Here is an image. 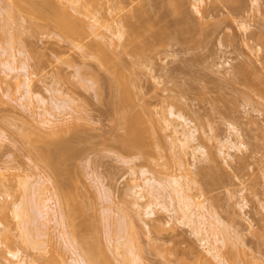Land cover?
Wrapping results in <instances>:
<instances>
[{
    "label": "rangeland",
    "instance_id": "rangeland-1",
    "mask_svg": "<svg viewBox=\"0 0 264 264\" xmlns=\"http://www.w3.org/2000/svg\"><path fill=\"white\" fill-rule=\"evenodd\" d=\"M11 1L13 0H0V48L3 49L4 46L9 51L16 52L20 58L19 66L24 65V62H26V68L20 67L18 70L10 72L9 76H6L5 70L8 69L0 65V76L6 78L3 87L9 86L7 90L10 93L8 96L4 95L3 89L0 88V95L3 92L2 101H0V131L5 134L1 139L2 141H0V168L2 167L0 169V220L9 228V236L6 235L7 231L4 230L1 238L0 264L10 263V256L7 253L9 248L22 250L23 255L36 260L37 264H69V260H71L72 253L65 247L63 238L59 237L61 236L59 232L62 227L59 226L60 228H58L54 221H48L49 217L47 215L39 217V220H37L42 223L48 222L49 226L52 227H42V229L39 223L33 222L36 215L34 214L36 204L33 203L34 205L30 204L32 206H29V203H26L29 207L28 210L31 213L33 212L30 215L27 210L28 214L30 216L34 214L33 219L29 217L33 227L30 226L32 229L31 234L35 233L36 227L39 228V232L37 230L39 235L41 231L43 233V236L41 234L42 237L39 235L37 237L38 233H35L37 240L40 241H38L40 246L37 247H35L36 243L32 247V244L23 241L22 233H19L20 228H18L17 219L11 210L12 204L15 202H20L23 199L21 202L24 203L23 196H26L27 202L28 199H32L33 191L30 182L39 178L41 173L51 178L48 185L53 189L58 184L72 193L76 191V194L73 193L75 194L73 199L76 201L74 203L79 202L84 206L80 207L82 211L79 209L81 212L77 213L74 209H71V217L74 218L75 227L68 223L69 227L65 229L72 231L73 228L80 238L87 236L86 240L89 238L88 240L91 243L101 244L105 250L107 249L106 251L109 250L108 252L111 255L107 253L112 256L111 258L114 261L116 260L115 262L120 264V257L116 258V255H113L108 239L110 235L117 234L114 232L119 228L117 230L115 228L123 221L119 226L120 229L121 227L126 228L127 222H129L128 229H125L126 235L130 236H128L129 239L133 237L130 239L132 241H129L137 246V252L145 257L147 264H198L197 261L201 259L204 253L206 254L205 247L202 245L204 243L201 241L205 232H195L196 230L194 231L190 224L186 223L187 218H184L186 221L180 219L181 211H170L161 206L160 199L163 202L164 198L167 204L169 200L171 202V198L168 197L169 200L167 199L168 194L165 195V192L164 195L159 193L163 198L160 197L159 202L156 201V204H153L154 214L147 215L145 212L147 201L156 199L153 195L149 199L151 194L148 193V190L151 188L145 186L144 183L142 184L143 179L147 176L166 178L178 175L181 173V170H179L180 157L184 159L181 158L189 167L195 160L191 154L192 152H189L192 148L187 154H181L179 147L172 144L171 129L166 127V116L171 119L174 118L173 115L169 114V108L171 101L173 99L176 101V98L194 103L195 107L199 108L205 121H203L205 123L204 127H201L204 130L201 129L203 133L201 130L198 133L206 135V153L203 156L200 152H197L199 157L196 155L198 161H195L198 164L195 163L198 166L190 169L191 171L193 168L198 171L203 170V174L190 171L191 175L199 180V184H192L194 188L190 190L191 193L195 195L198 201H204L207 206L214 208L225 222V231H228L227 235L231 237L232 242L230 241L231 243L228 244L229 247L223 246L222 251H225L223 253L229 261L233 252L235 254L234 261L238 264H247L249 260L253 261L251 264H264V96L262 97L254 92L249 95L245 94L243 90L246 87L240 83L227 81L230 74L226 73V69L232 68L231 64L234 65L242 59H247L251 63L253 62L254 66L261 67L262 64L258 61V55L260 54L257 55L255 51L253 52L252 49L244 45L243 40L240 39L243 36L246 37L244 35L246 33L238 26V22L244 21L248 30L257 29L259 20H264L262 15L264 13L262 12L264 10V0H245V3L244 0L242 2L241 0H225L230 6L242 4L239 9L242 6L243 9L239 12H243L245 9L243 13L246 15L240 14L238 10L235 11L239 13L238 15L233 13L234 10L229 13V8L232 7L223 8L224 10H222L220 7L227 6H223L224 1L220 3V0L218 3L222 5L216 7L220 10H215L217 12L222 10V12L218 13H215L216 11L212 9L213 5L216 6V1L213 4V0H208V3L205 0L204 5L202 3L201 5L197 0V3L195 0H187V2L184 0V4H186L183 8L186 7V12L191 13L188 12L189 15L186 14V18L189 16V18H194L192 20L199 21V17L200 21H213V23H221V20L225 19L226 21L228 18L226 21L228 23L222 22L224 28L221 23L223 29L219 27V32H221L216 31L218 35L213 33L210 38H203L202 44L195 48L180 51V44L173 43V45L171 42H174V40L168 39L167 41H159L153 51L151 50L149 53L148 50L149 54L140 57H137V53L132 48L134 43L126 45V39L124 38L125 43H123V40L120 41L121 38L118 39L117 35V38L114 36V38H111V32L118 29L111 30L112 27H115L113 24L119 21L116 27L121 22L120 24L124 25L126 29H130L132 25L137 26V20H165L164 22L167 21L168 25L173 26L175 19L177 20L178 17L180 18L178 20H183L179 16L182 15L183 10L181 1L172 0V2H168V0H161L160 3V0H118V2L117 0H99V21L104 24L99 26L103 32L100 33V30V34L94 31L92 35H85L83 42L89 41L88 44L92 45L91 42L95 41L92 42L95 45L99 41V44L107 45L111 52L115 50L116 53L120 52L117 54L118 56L114 55L115 52L112 53L113 56L117 57L114 60L113 56H110V62L105 64L99 61L101 57L96 56L98 53H94L86 46H79V39H71L63 33L61 28L59 30L56 21L38 16L35 13L36 7L33 6V8L31 4L29 6L32 9L27 6V9L19 10V13L15 11L14 6L11 7L19 15L16 14L17 17L15 16L13 20L9 19L10 21H8L7 14L9 12L6 11L7 8L9 9L8 6L12 5ZM39 1L41 0H35L37 4L33 2V5L37 6L42 2ZM211 1L212 3H209ZM194 2L197 5L199 4L198 7L201 6V9L196 8L197 10L200 9L201 12L204 9L203 7H207V4V8L212 6V8L210 7L213 10H211V13L207 8L204 10L208 11L202 13L204 15H206V12H208V15L215 13L217 17L212 15L210 17L213 19L210 20L211 18L206 15L203 18L204 15L201 12L196 10V13ZM229 4L224 5L229 6ZM172 5L174 6L172 7ZM175 5L178 9L176 10L178 11L177 15L179 14L177 18L175 17L176 11L173 10L176 8ZM163 9L165 10L163 11ZM71 10L74 11L70 8ZM246 11L248 12L246 13ZM168 12L171 14L169 15ZM225 12H228L229 17ZM74 13L77 14V11ZM219 13L223 14L220 16ZM235 15L238 20L234 17ZM77 16L81 15L78 14ZM182 16H185V13ZM126 18H130V22H126ZM186 18L184 19L186 20ZM229 19H231V22ZM105 24H109V26L107 27ZM4 26H7L5 30L2 29ZM88 29L92 32L90 28ZM228 32L238 35V37L236 36V40H238L235 46L227 43L226 35L229 34ZM14 33L15 36L16 33L18 34L15 38L17 41L14 39L15 42H11L10 37ZM262 39L264 40V36ZM107 48L105 49L107 50ZM2 49L0 53L4 52L5 54V50ZM130 50L132 51L130 52ZM0 56L3 57L4 55L0 54ZM118 57L121 59H118ZM116 58L120 62L126 63L125 75L128 74L127 76L131 80L127 79L128 82H131V85H126L129 88V94L130 90L132 91L129 95L130 98L127 95L128 98L126 96L123 99L121 96V99H119V91L122 89L119 86L120 82L115 80L117 75L113 78L114 70L111 71V63L116 62ZM110 66L111 68H109ZM174 67L177 69H173ZM27 73H29L30 85L34 95L33 97L28 96L31 101L27 100V96L22 97L23 89H19V83L21 79H24V74ZM15 75H17V78L13 77ZM122 79L125 80L124 77ZM50 88L55 90L53 92L59 100L53 98V92L49 91ZM58 90L60 91L59 94L57 93ZM98 90L101 93L103 92L102 95L100 93L98 94L100 96L97 95ZM37 93L48 99L47 104L38 101L35 97ZM62 93L65 95H62ZM66 95L72 100V102L70 101L71 106H69L70 102L68 101L69 107H62L64 110L55 107L56 104L54 105V103L62 100L61 97L66 99ZM116 96L118 100H115L114 97ZM123 96H125L124 89ZM29 102L30 104L32 102V106L29 105ZM64 103L66 102L64 101ZM41 104L45 105L42 106ZM142 104L148 107L145 121L147 125L144 123L146 127L148 126V130L144 131V138L142 135L145 146L143 149L137 148V151L129 150L122 144V139L128 133H126V126H128L129 120L126 122L125 114L128 110V114L131 110L132 113L142 110ZM50 105L52 106L51 109L53 108L52 116L57 117L53 119L54 123L52 124L55 125L56 123L58 128L61 127L60 130L49 125L43 126L39 122L42 118L41 113L44 112L43 115L48 116L52 114ZM60 111H62L61 114ZM188 115L191 116L189 113ZM180 121L183 122V120L176 118L175 123ZM229 121L238 126L240 133L231 129L230 125L233 123L229 125ZM61 123L62 125H60ZM192 123L195 126V123ZM62 126L66 127L67 130L64 129L65 131H63ZM68 127H70L69 130ZM55 128L59 132H54ZM230 134L231 139L244 142L246 145L241 146L240 149L228 148V153L227 149L224 148L227 154H229V151L231 154V156L226 155L227 159H225V154L219 152V141L225 137L227 138ZM67 141H70V145L72 144V150L62 151V149H59L60 146L58 148L57 145H64ZM217 144H219L218 147ZM48 149L55 152V156L57 160L60 159V162L62 160L64 162L67 158L64 163L61 162V165H59L60 169L49 165L41 156ZM142 168L148 171L145 175L141 173ZM68 169L73 170L69 171ZM164 178H162L163 181H165ZM27 180L30 184L26 183L28 185L26 188L24 182ZM137 183L147 187V191H143L147 192H145L146 196L148 195L147 197L144 198L139 193L140 190L135 187ZM155 186L158 187L157 184ZM157 187L156 189L153 187L156 193ZM161 187L164 186L161 185ZM27 189L28 191H26ZM169 190L172 191L171 186L169 188L164 187L162 191L169 193ZM172 193L175 196V193ZM24 206H26L25 203ZM37 207L42 208L38 204ZM24 208L26 210L27 207ZM177 212L180 214H176ZM139 214L140 216H138ZM28 216L26 214V217ZM194 225L197 224L194 223ZM53 226H56V228ZM218 228H221V226ZM47 229L49 234L46 231ZM113 230L114 232H112ZM223 231L218 230L220 236L223 235ZM44 233L48 235L45 236ZM239 233H241L242 238L238 237ZM34 237L35 235H32V238ZM24 240L26 239L24 238ZM232 243H234L233 248L231 247L233 246ZM108 247L110 248L108 249ZM98 257L100 256L98 255ZM98 261L100 262L101 259H98ZM100 264H104L103 258Z\"/></svg>",
    "mask_w": 264,
    "mask_h": 264
},
{
    "label": "bare ground",
    "instance_id": "bare-ground-1",
    "mask_svg": "<svg viewBox=\"0 0 264 264\" xmlns=\"http://www.w3.org/2000/svg\"><path fill=\"white\" fill-rule=\"evenodd\" d=\"M41 1H39L41 3L38 4L37 6L35 5V4H37L35 2V0L34 1H32V0H13V1H11V4L12 5L11 6H8L9 9L7 8V11H6V12H9L8 14L6 13L7 16H8L7 17L8 18L7 20L8 21H10L11 19L13 20V18L16 16V14H18L20 12L19 10L22 11V10L27 9L28 7H31V6L33 7L34 6V7H36L35 13L38 16H40V17H42L44 19L49 18L47 20H53L54 22L56 21V23H57L56 25L57 26L59 25L58 26L59 27L58 28L59 30L61 28V30L63 31V33H65L71 39H79L80 40L79 46H82V47L86 46V47H88V49H91L94 53H98V54H96V56H100L101 57V60L99 58V61L103 62L102 64H105V63L110 62V58L109 57L110 56L112 57L113 54H114V52L116 50L114 52H111V50H109V47L107 48V45L106 46H103V44H99V41H97L98 44L95 43V45L92 43V42H95V41H92L91 42L92 45L88 44L89 41L88 42H83V39L86 36L90 35V34L92 35L94 31H96L97 34H100V33L103 32L102 29L99 26L101 24V22L99 21V19H100L99 7H98L99 0H41ZM169 1L172 2V0H168V2ZM180 1L182 3L181 8H183L186 3L184 4V0H180ZM185 1L187 2V0H185ZM197 1H198V3L200 2L199 4H201V3L203 4V2L205 0H197ZM197 1H196V3H197ZM214 1L217 2L216 6L213 5L214 6L213 8H212V6H210L213 10L217 9L216 7H219V6L222 5V4H220L221 1H224V3L222 2L223 3V6H227V7H220L222 10H224L223 8H227L228 9L229 7H232V8H229L230 9V12L229 13H231L232 10H234L233 13L236 14L237 13V12H235L236 10H238V12H239V10H242L243 9V6H242L241 9H239V7H241L242 4H237L238 1L236 3L237 6L236 5H231L230 6V4L229 3H226L225 0H220V1L219 0H213V4L216 3ZM218 1L220 3H218ZM254 1H257V0H254ZM33 2L35 3L34 5H33ZM117 2H118V0H117ZM120 2H122V1H120ZM241 2H242V0H241ZM148 3H150V2H148ZM160 3H161V0H160ZM196 3L194 2V4H193V5H195V11L197 10L196 8H200L201 7V6L198 7L199 4L197 5ZM207 3H208V0H207ZM209 3H212V1L209 2ZM244 3H245V0H244ZM30 4H31V6H29ZM218 4H220V5H218ZM224 4H229V6L228 5H224ZM232 4H234V3H232ZM159 5H161V4H159ZM193 5H192V8H193ZM117 6H119V5H117ZM173 6L174 5H172V7ZM234 6H236V7H234ZM11 7H13L15 9V11H17V12L19 11V12L18 13L14 12V9H12ZM32 7H31V9H32ZM157 7H158V5H157ZM207 7H208V4H207ZM210 7L207 8L210 11L209 13H211V10H212V9H210ZM262 7H261V10H262ZM70 8L74 9V11L73 10L70 11ZM140 8L142 9L143 7L141 6ZM160 8H162V7H160ZM203 8L206 9L205 7H203ZM236 8H238V9H236ZM185 9H186V7L183 8V10H182V15H184V13H185V16H182V15H179L178 14L179 16L182 17L183 20H178L180 18L177 15V13H178V11H176V10H178L177 9V6H176L175 9H173L174 11H176V15L177 16L175 15V17L176 18L178 17L177 20L175 19V23H174L173 26L168 25L167 24V21L164 22L165 20H163V21L162 20H160V21L159 20H157V21L156 20H137V26H133L132 25V28L126 29L124 25H121L120 24L121 22L119 23V26L116 27V24L119 22L118 21V22H116V24H113L115 27H112L111 26L112 27L111 30H113L114 28H116V29L118 28L117 30L114 29L111 32L112 33L111 38H114V37L117 38V36H118V39L121 38L119 40L120 41L123 40V43H125L124 42V38H125L126 39L125 40L126 41V45L127 44L130 45V43L131 44L134 43V44H132V46H133L132 48L137 53V57H140V56H144L146 54H149L151 50L153 51V49H155L154 48L155 45L159 41H162V40L167 41L168 39L174 40V42H171L172 44L173 43L174 44H180V46H179V50L180 51H183V50L186 51V50H188L190 48H195L196 46H199V45L202 44L201 42H203V40H202L203 38H205V39L206 38H210L211 37L210 35H213V33H214V35L215 34L218 35L217 32H219V29L221 28V25L220 24L222 22L223 23L224 22L225 23H228V22H226L228 20V18H227L226 21H225V19L224 20H221L222 21L221 23H218V22L217 23L216 22L213 23V21L212 22L211 21L203 22V21H200L199 17H198V20L199 21H196V19L195 20H192L194 18H191V17H190L191 20H189L190 19L189 16H188L189 19L186 18L187 15H189L188 14L189 11L186 12L187 9L186 10ZM200 9L197 10V11L201 12ZM204 9H202V12L205 13V11H208V10H204ZM246 9H247V7H246ZM263 9H264V7H263ZM164 10L165 9H163V11ZM217 10H220V9H217ZM222 10L221 11H218V12H222ZM244 10H243V12H245ZM76 11H77V14L74 13ZM197 11H196V13H197ZM30 12H31V10H30ZM218 12L216 11L215 13H218ZM243 12H239V13L241 14ZM247 12L248 11H246V13ZM262 12H264V10ZM150 13H148V14H150ZM179 13L181 14V12H179ZM201 13H199V14H201ZM204 13H202V15H204ZM207 13L208 12H206V15H208ZM215 13H212L213 17H215L214 15H216V17H217V14H215ZM225 13H227V16L229 17L228 12H225ZM239 13H237L236 15H238ZM78 14H80L81 16L83 15L84 17L77 16ZM168 14H169V12H168ZM222 14L219 13L218 15L221 16ZM243 14H242V17H243ZM73 15H75V16H73ZM133 15H134V13H133ZM141 15H142V11H141ZM160 15H161V13H160ZM206 15H204L202 17L204 18ZM212 15L209 14L208 15L209 18H211L210 16H212ZM236 15L234 16L235 18H236ZM244 15H246V14H244ZM262 15H263V18H264V13ZM166 17H168V16H166ZM184 18H186V20ZM209 18H208V20H209ZM126 19H127L126 22L127 21L130 22L129 21L130 18H126ZM148 19H150V18L148 17ZM212 19L213 18H211L210 20H212ZM205 20H206V18H205ZM230 20L231 19H229V21ZM237 20H232V21H237ZM8 21H6V22H8ZM223 23H222V27L224 28ZM135 24H136V22H135ZM157 24L159 25V27H158ZM101 25H104V24H101ZM120 25H121V27H120ZM105 26L108 27L109 24H107V25L105 24ZM238 26L240 28H242V30L246 33V34H244V35H246V37H244V36L242 37L241 36L242 38H240V39H242L243 42H244V45H246L248 48L252 49L253 52L255 51L257 53V55L260 54V55H258V61H260V63L262 65H261L260 68H259V66L256 67V66L253 65V62L251 63L247 59H242V60H240L238 63H236L234 65H232L229 62V64H231V67L232 68L231 69H226L227 72L225 71L226 73H229L230 74V76L227 78V81L243 84L246 87V89L243 90L245 94H248L249 95L250 93L254 92V93L260 94V96L263 97L264 96V49H263L264 48V43H263V41L264 40L262 38L264 36L263 35V32H264L263 31V28H264V20L263 19L262 20H259V24L257 25V29H253V30H248V27H247V25H245V22L244 21L238 22ZM4 27L2 29L5 30L7 26L5 28ZM154 27H157V28L154 29ZM88 28H90L92 30V32ZM223 28H221V29H223ZM109 29H110V27H109ZM100 30H101V32H100ZM128 31H129V33H128ZM228 33L229 34L226 35L227 36L226 39H228V42L227 43L230 44V45L235 46L236 45V42L238 40V39L236 40V36L238 37V35L236 33H230V32H228ZM17 35H18L17 33H16V36H15V33H14V35L12 34V36H11L12 38L10 37L11 42L12 41L15 42V40L17 41V39H15L17 37ZM127 39H128V41H127ZM120 41H119V44H120ZM251 42H253V44H251ZM83 43H86V44H83ZM123 43H122V45H123ZM117 45H118V43H117ZM0 46H1V43H0ZM105 48H107V50ZM1 49H2V47L0 48V50ZM2 50H5L6 53L4 54L3 51H2L3 53H0V54H3L4 55L3 57H1L2 55L0 56V65H3V66H5L8 69V70H5L6 76H9L10 75V72H12L14 70H18L20 67L21 68L22 67L23 68H26V65H25L26 62H24V65L19 66L18 62L20 61V58L18 57V55H17L16 52L9 51L4 46H3V49ZM132 50H130V52ZM19 51L21 53V49ZM118 53H120V52H118ZM118 53H116L114 55H117ZM117 56H113V59L115 60V57H117ZM119 58L120 57H118V59ZM118 59L116 60V62L113 61L111 63V66H112L111 71L114 70V72L116 73V74L115 73L113 74V78L116 75L119 76V77L116 76L117 79H115V80H118L117 82H120V85L119 86L121 87L122 90L119 91L120 97L118 95L117 96L119 97V99H121V96L124 99V97H126L127 95L129 96L131 94V92H132L130 90V94H129V88L126 87L127 84H130L131 85V82H128L130 80L129 79L130 77L127 76L128 74L125 75V70L126 69L124 70V68H125V64L126 63L124 64L123 62H120ZM111 66L109 68H111ZM126 66H128V65H126ZM173 69H177V68L174 67ZM120 76H122V78L124 77L125 80H123L122 78H120ZM126 76H127V78H126ZM13 77H16L17 78V75H15ZM127 79H129V80H127ZM5 80H6V78L4 79V76H0V88L3 89L2 91L4 92V95H7L8 96L10 94L9 93V90H7V88L9 86L8 87H3L4 86L3 84H4ZM126 82H128V83H126ZM30 84H31V82H30L29 73L24 74V79H21V81L19 83V89H23L22 97H26L27 96L26 97L27 100L28 99L30 100V98H28V96L29 97H33L34 96ZM98 84H99V82H98ZM117 84H119V83H117ZM93 85H95V84H93ZM95 86H97V85H95ZM116 87H118V86H116ZM120 87H119V89H120ZM95 88L98 89V87H95ZM100 88H101V85H100ZM51 89L52 88L49 89V91H51V93L53 91L55 92V90H51ZM123 89H124L125 96H123ZM126 91H128L127 92L128 94L126 93ZM3 92H2V95H3ZM54 92L52 93L53 96H54L53 98L54 99L57 98V100H59L58 96L55 97V93ZM59 92L60 91L58 90L57 93L59 94ZM99 93L102 95L103 92L101 93L98 90L97 95ZM2 95H0V101H2ZM62 95H65V94L62 93ZM60 96H61V93H60ZM66 96H63V97H66ZM98 96H100V95H98ZM117 96L114 97V98H116L115 100H118V97ZM128 96H127V98H128ZM35 97H37L38 101L41 102V103H46L47 104V102H48L47 101L48 99H46V97L43 96L40 93H37L35 95ZM129 98H130V96H129ZM60 99H62L63 101L60 100V101H62L61 103H60V101L57 102V103L55 102L54 103V105L56 104L55 107L64 110V108H62V107H65L66 108V107L71 106L72 100L70 98H68V96H67L66 99L65 98H62V97ZM64 101L66 103H64ZM68 101L69 102L71 101L70 102V105H69ZM114 102H116V101H114ZM31 104H32V102H31ZM31 104L29 102V105H31ZM41 105L43 106L45 104H41ZM195 106L196 105L194 103L189 102V101H183L181 98H176V101H175V99H173V101H171V105H170V108H169V114L173 115L174 118L171 119V118H168V116H166L165 120H166V127L171 129L172 144L175 147H179V149H180L179 151L181 152V154H187L188 151L190 150V148H192V150L189 151V152H192L191 154H192L193 158L198 161V158L196 157L197 152H200L203 156H205L206 149H207V147H206L207 144H206V140H205V136L206 135L204 136L201 133L200 134L198 133V131L201 130L204 127V124H205L204 122L205 121L203 120V115L200 112L199 108H196ZM51 107L52 106L50 105V110H51V113L52 114L49 113L50 116H48V115H45V114L43 115L44 112L41 113L42 114V116H41L42 118H41V121H39V122H41L43 124V126L49 125L52 128L53 127H56L57 129L60 130L61 127L58 128L57 125H56V123H55V125L52 124V123H54V120L53 119H55L57 117L54 118V116H52L53 115V111H52L53 108L51 109ZM147 108L148 107L146 105L142 104V110L137 111L136 113H132V110H131L129 114H128V112H129V110H128L127 114H125L126 115L125 119L127 118L126 119V122L129 120V122L127 123L128 126H126V129H127L126 130V133L128 132L130 134L127 133V135L125 136V138L122 139V144H123V146L125 148H127L129 150L131 149V150H136L137 151V148L143 149V147L145 146L144 145L145 143H144L143 138L145 136V134H144L145 132L144 131H147L148 130V126L147 127L145 126V124H146L145 121L147 119L146 115L148 114L147 113L148 112ZM50 110H49V112H50ZM67 110H68V108H67ZM133 112H135V111H133ZM59 113L61 114L62 111H60ZM63 113H65V112H63ZM70 113H68V114H70ZM188 113L191 114V116H189ZM59 117H58V119H59ZM65 118H67V117H65ZM176 118H179V119L183 120V122L180 121V122L175 123ZM192 122L195 123V126L192 125L193 124ZM196 124H198V125H196ZM230 124H232V125H230ZM60 125H62V123ZM229 125H230V127H232L231 129H233V131L235 130L236 132L238 131V133H240L239 132L240 129L237 128L238 126L234 122H231L230 123V121H229ZM49 126H47V127H49ZM62 127H63V131H65L64 129L67 130L66 127L65 128H64V126H62ZM52 128H51V130H53ZM56 128H55V131L54 132L57 131ZM69 128L70 127H68V130H69ZM203 131H202V133H203ZM42 132H45V131H42ZM57 132H59V131H57ZM205 132H207V131L205 130ZM231 133H233V132H231ZM4 135L5 134H3L0 131V141H2L1 139H3V136ZM76 135H78V134H76ZM142 135H143V138H142ZM219 142H220L219 143L220 145L217 144V147L219 145V152L225 154V159H227V156L226 155L231 156L230 151H229V154H227L229 149H234V148L240 149L241 146H245L246 145L244 142H239L237 140L235 141V140L231 139V134L229 136H227V138L225 137L224 139H221ZM48 145H49V142H48ZM61 145H57V146H58V148L60 146L59 149H62V151H66V150L69 151V149H71V147H72V144L70 145V141L69 142L68 141L65 142L64 145H62V146ZM224 148L227 149V153L225 152ZM73 149H74V147H73ZM41 156L43 157V159L49 165H51L54 168L56 167V169H58V167H59V169H60V166L59 165H61V162L63 160L61 162H60V159L57 160V157L55 156V152H52L51 150L48 149L46 151V153H42ZM70 157H71V155H70ZM181 158L182 157H180V159H179V162L181 161L180 162V165H179V170H181V173L180 174H178V175L177 174L176 175H172V176L166 177V178L162 177V178L165 179V181H163V179L160 178V177H156L155 178L153 176H151V177L150 176H147V177L145 176L146 178L143 179L144 182H142V184L144 183L145 186H147L148 188L149 187L151 188V189L148 190L149 191L148 193L151 194V196L149 197V199L152 198V195L156 199V200H153L152 199L149 202L147 201L146 208H145L146 214L147 215L154 214V211L155 210H154L153 207L156 204V201H158V199L160 197L163 198V196H161V194L164 195V192H165V195H167V194L169 195V196L167 195V199H168V197L171 198V202L168 199L169 200V203L167 204L166 201H165V199L163 198V202H162V199H160L161 200L160 203L162 205L160 203L159 204L162 207H164V208H166L167 210H170V211H181L182 215H179V216H181L180 219H183V221H186L187 220L186 223L190 224V226L194 229V231L196 230L195 232H197V233H201V232L204 233L205 232L204 233L205 235H204L203 239L201 238L202 239L201 241H203V243H204L202 245L205 247L204 250H206V254L204 253L203 256L201 255L202 256L201 259H199L197 261L198 264H238V263H236L234 261L235 254L233 252L231 254L232 257L230 256L231 260H233V261H231V260L229 261V259L226 258L227 256H225V254L223 253L225 251H222L223 246L229 247L228 244L232 242L231 241V237L227 235L228 234V231H225V228H226V225L224 224L225 222L222 220L221 216L219 215V213L217 211H215L214 208H211V206L210 207L207 206V204H205L204 201H198L197 198L195 197V195L192 194L191 191H190V190H192L194 188V186L192 184H195V185L199 184L198 178H196L195 176L193 177L191 175L192 174L191 172L194 171L195 173H199L200 172L201 174H203V170L202 171H198L196 168H195V170L193 168V170L191 171L190 170V169H192L191 167L198 166L197 165L198 164L197 161L194 160V163H191L192 165L190 164L191 167H189L186 164L185 161L184 162L182 161L184 159L182 158V160H181ZM66 160H67V158L65 159V161ZM64 162H62V163H64ZM65 170L67 171V169H65ZM65 170H64V172L66 173ZM71 170H73V169H71ZM71 170H69V171H71ZM147 172L148 171L146 169H143L142 168L141 173L143 175H145ZM62 174H64V173H62ZM60 176H61V174H60ZM49 181H51V178L49 176H47L46 174L41 173L39 175V178H37L34 181L30 182L31 183V189H32L33 193H32V197L30 195L29 196L32 199L31 200L28 199L29 201L27 202V200H26L27 198H25L26 196H23L24 199H25L24 200V203L26 205L24 207H27L26 210L23 207L24 203L21 202V201H23L22 198H21L22 200L20 202L17 201L14 204H12L13 206H12V209L11 210L14 213V217L17 219V223H18L17 225H19L18 228H20L19 233H22L23 241H25L26 243H30V245L32 244V247H34L35 243H36L35 247H37L40 244V243L38 244V241L39 240H37V237L41 236V234L43 236V233H41L42 232L41 231L40 232V235H39V233H38L39 232V230H38L39 228L37 229L36 226L39 223L41 228L42 227H47V228L48 227H52L51 225L49 226L48 222H45V223L44 222L42 223L40 221L38 222V220H39L38 218L39 217L41 218V217H44V216L47 215L49 217V219L47 217L48 221H54L56 223V225H58V228H60L59 226L62 227V229H60V232L58 231L59 232V235H61L59 237H62L63 238L65 247L68 249L69 252L72 253L71 260H69V264H100V263H102V258H103L104 264H119L118 262H115L116 260L114 261V259L111 258L112 256H110L111 254L108 252L109 250L106 251L107 249L105 250L104 247L101 246V244H97V243H94L93 244V243H91L90 240H88L89 238L86 240L87 236H85V237L82 236V238H80V236L77 233V231H74L73 228L71 229L72 231H70V229H69V231H67L65 229L66 227H69L67 225L68 223H70V225H72V227H75V225H74V222L75 221L73 222V219L74 218H72L73 216L71 217V209H74L75 212L77 213V212H81L82 211V208H80V207H84V206L81 205L79 202L74 203L76 201H74L73 198H75V196H73V195L76 194L75 193L76 191L73 192V193H75V194H73L72 192H70V190L68 191L64 187L59 186L58 184L53 189L51 186L48 185L49 184ZM153 182H155V183H153ZM165 182H167V183L165 184ZM24 183H25L24 186L26 188L28 186L27 184H30V183H28V180L26 182H24ZM103 184H104V182H103ZM142 184L141 183H137V185L135 184L136 186L135 185L134 186L135 187H138V189L140 190L139 193H141L142 196L145 198V197L148 196V195L146 196V194H145V192L147 191V189H146L147 187H145ZM156 184L158 185V187L155 186ZM167 184H169V185L167 186ZM161 185L164 186L165 188H169V186H171L172 187V191L170 192V190H169V193L166 192V191H162V190H164V187L162 188ZM153 187L155 189L157 187V190H156L157 193L155 192V189ZM160 187H161V189H160ZM28 189L26 191H28ZM31 189H30V191H31ZM158 189H160V190H158ZM137 190H136V192L138 193ZM144 190H146V191L143 192ZM132 191L134 192V190H132ZM172 192L175 193V196H174V194ZM159 193H161V194H159ZM26 194H27V192H26ZM22 195H24V194H22ZM108 195H110V194H108ZM106 197H107V195H106ZM72 199H73V201H72ZM108 199L109 198H107V200ZM158 202H157V204H158ZM26 203H29V206H32L30 204H33V203L36 204V207L35 206H33V207H35V209H36L34 214H36L37 216L35 215L33 222H37V224L35 223V225H36L35 226L36 227L35 233L38 230L37 237H36V234L34 232L31 234V232H32V229H31V227H32V221H31L30 218L33 219L34 214H33V216H30L33 212L31 213V211L28 210L29 207H28V205ZM37 204L39 205V207H42V208L41 209L38 208L37 207ZM137 205H140V204H137ZM171 205H172V208H171ZM33 207H32V209L34 210ZM79 209L81 211H79ZM206 209H207V211H206ZM27 210H28V212H30V215L28 214ZM207 212H208V214H210L209 216H208ZM25 213L27 214V216L28 215L29 216L26 217V214ZM73 213H72V215H73ZM176 214H180V213L177 212ZM138 216H140V214ZM122 217H124V216L122 215ZM122 217H121V219H122ZM184 218H187V219L185 220ZM41 223L44 226H41L42 225ZM120 223L122 224L123 221L120 222ZM194 223H196L198 226L197 225H194ZM127 224L130 225L129 222H127ZM120 225H118V227L115 228L116 230H117V228H119L116 232H114L115 229L112 231V232L117 233V234H115V235L112 234L113 237H111L112 235H110V238L108 239V241L110 242L109 245H110L111 248L108 247V249L109 248L111 249V251L113 252V255L114 256L116 255V258L120 257L119 258L120 264H147L145 262V257H142L141 256L142 254L137 252V250H136L137 246H134L133 244H131L130 241H132V240H130V239H132L133 237L129 239L130 236L128 235L129 236L128 237L126 235V232L125 231L128 229V225L126 227L127 229L124 228V227L123 228L121 227V229H120V227H119ZM220 226H221L222 229L221 228H218ZM53 227L56 228V226H53ZM129 228L131 229V226ZM219 229L221 231L224 230L223 231V235H221V236H220L221 232L219 231L220 234L218 232ZM4 230L7 231V234L6 235L9 236V233H8L9 232V228H8V226L2 220H0V245H1V242H2V239L1 238H2V235H3V231ZM46 231H47V233L49 232L48 229ZM238 231H237V233H238ZM47 233H44V235L46 236ZM108 234H110V233H108ZM32 235L33 236L35 235V237H34L35 239L32 238ZM240 235H241V233H239V236L238 235L237 236L242 238V236H240ZM24 238L26 240H24ZM33 239H34V242H33ZM236 239H237V237H236ZM36 240H37V242H36ZM88 241L91 243V245H90V243ZM220 242H221V244H220ZM233 244L234 243H232V245ZM235 244H236V242H235ZM95 246H96V248H95ZM231 247L233 248L234 245L231 246ZM232 248H231V250H232ZM7 253L10 256L9 257L10 258V263H8V264H37V261L36 260L29 259L27 256L23 255V251L20 250V249H11V248H9L7 250ZM97 254L100 257L97 258V256H98ZM98 259L99 260L101 259V261L99 262ZM251 262H253V261L249 260L247 262V264H251Z\"/></svg>",
    "mask_w": 264,
    "mask_h": 264
}]
</instances>
